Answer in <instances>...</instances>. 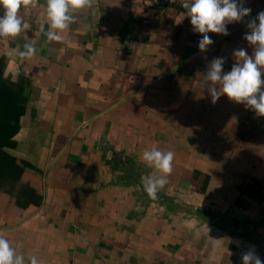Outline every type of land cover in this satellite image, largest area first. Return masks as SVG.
Wrapping results in <instances>:
<instances>
[{"label":"crops","instance_id":"1","mask_svg":"<svg viewBox=\"0 0 264 264\" xmlns=\"http://www.w3.org/2000/svg\"><path fill=\"white\" fill-rule=\"evenodd\" d=\"M245 2V21L264 11V0ZM184 11L94 0L48 42L37 0L19 11L30 28L0 38L4 77L23 100L3 148L4 169L22 171L0 174V236L23 264H241L249 246L264 260V117L226 95L213 104L202 83L214 57L227 72L235 49L252 54L248 30L209 33L202 53ZM153 147L174 153L154 200L141 183L160 175L142 160Z\"/></svg>","mask_w":264,"mask_h":264},{"label":"clouds","instance_id":"2","mask_svg":"<svg viewBox=\"0 0 264 264\" xmlns=\"http://www.w3.org/2000/svg\"><path fill=\"white\" fill-rule=\"evenodd\" d=\"M37 0H0V38L16 37L30 28L28 22L19 15L21 7L35 5ZM94 0H46V16L49 30L45 33L48 42H60L62 33L75 22L72 11L92 7ZM185 10L183 18L190 20L192 31L201 35L198 41L200 52L206 53L214 41L209 33L229 35L228 25L244 23L246 31L243 39L253 48L251 55L246 48L233 51L236 58L230 71H224L225 58L214 57L207 65L202 83L211 84L205 87L215 104L222 95L229 100L243 104L257 116L264 117V11L254 18L245 21L252 9L246 6L245 0H180ZM31 55L37 49L33 45H25ZM24 55V53H22ZM219 84L217 89L215 85ZM142 160L149 168H154L160 175L151 174L141 178L144 191L150 199H156L157 193L168 183L167 177L173 171L174 153L162 151L156 147L145 150ZM0 264H23V257L16 256L10 241L0 236ZM30 264H40L35 256L30 257ZM241 264H264L255 246H249L241 253Z\"/></svg>","mask_w":264,"mask_h":264},{"label":"trees","instance_id":"3","mask_svg":"<svg viewBox=\"0 0 264 264\" xmlns=\"http://www.w3.org/2000/svg\"><path fill=\"white\" fill-rule=\"evenodd\" d=\"M4 60H0V174L8 172L12 176L18 177L21 169L9 166L4 169L6 161L12 163L9 156L3 151L4 147L14 145L12 138L19 127V118L23 111V100L20 96L19 88L10 80L4 77ZM2 169V170H1ZM37 202V200H34Z\"/></svg>","mask_w":264,"mask_h":264},{"label":"built area","instance_id":"4","mask_svg":"<svg viewBox=\"0 0 264 264\" xmlns=\"http://www.w3.org/2000/svg\"><path fill=\"white\" fill-rule=\"evenodd\" d=\"M168 2L173 5H181L180 0H168Z\"/></svg>","mask_w":264,"mask_h":264},{"label":"water","instance_id":"5","mask_svg":"<svg viewBox=\"0 0 264 264\" xmlns=\"http://www.w3.org/2000/svg\"><path fill=\"white\" fill-rule=\"evenodd\" d=\"M165 1H167V2H168V0H165Z\"/></svg>","mask_w":264,"mask_h":264}]
</instances>
